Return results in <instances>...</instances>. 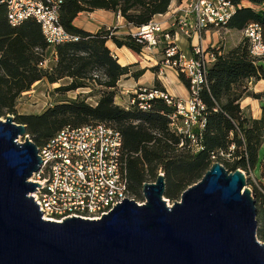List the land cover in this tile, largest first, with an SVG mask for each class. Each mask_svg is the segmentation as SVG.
Instances as JSON below:
<instances>
[{
    "label": "trees",
    "instance_id": "trees-1",
    "mask_svg": "<svg viewBox=\"0 0 264 264\" xmlns=\"http://www.w3.org/2000/svg\"><path fill=\"white\" fill-rule=\"evenodd\" d=\"M236 10L221 29L245 31L258 23L264 36V0H231ZM248 1L251 5H245ZM172 0H63L60 23L75 39L51 45L40 23L29 18L13 26L7 19V6L0 2V117L15 115L16 122L26 124L30 138L40 147L65 126L105 123L117 129L123 138V162L128 178V191L143 199V186L165 174V196L174 199L197 183L213 163L220 162L230 171L250 172L264 144V91L255 92L252 84L264 80V58L254 57L248 37L235 46L209 48L216 58L208 68L207 84L200 91L205 104L204 128L196 130V138L177 134L171 128L170 116L176 108L166 99L155 97L150 107L138 103H116L121 78L131 73L134 65H122L107 45L113 40L142 52L147 46L134 34L117 35L114 28L90 32L78 27L74 20L81 12L106 9L123 16L135 26L152 23L154 17L168 11ZM163 50L167 44L163 46ZM56 56L48 68L43 63ZM139 70L132 73L139 77ZM190 88L189 79L179 74ZM58 84V93L67 94L82 88L92 91L76 98L56 102L40 114H19L17 105L24 92L38 81ZM166 89L156 82L154 87ZM68 96V95H67ZM136 96L134 93L130 97ZM97 97L96 103L88 99ZM261 100L263 114L256 119L246 115L242 100ZM258 237L264 242V189L255 185Z\"/></svg>",
    "mask_w": 264,
    "mask_h": 264
},
{
    "label": "water",
    "instance_id": "water-1",
    "mask_svg": "<svg viewBox=\"0 0 264 264\" xmlns=\"http://www.w3.org/2000/svg\"><path fill=\"white\" fill-rule=\"evenodd\" d=\"M42 164L27 125L0 117V264H264L242 169L213 163L172 205L159 174L144 184L142 204L125 198L100 219L57 222L32 196Z\"/></svg>",
    "mask_w": 264,
    "mask_h": 264
},
{
    "label": "built area",
    "instance_id": "built-area-1",
    "mask_svg": "<svg viewBox=\"0 0 264 264\" xmlns=\"http://www.w3.org/2000/svg\"><path fill=\"white\" fill-rule=\"evenodd\" d=\"M1 2L6 4L7 19L13 26L34 18L40 23L51 45L75 39L60 23L63 0ZM235 10L236 5L231 0H189L180 7L173 25L187 39L198 41L192 48V56L181 51L173 41L170 30L159 23L152 22L138 28L134 35L145 41L147 46H157L161 42L167 44L163 50V65L189 79L190 97L183 100L166 91L143 86L133 92L136 96L130 97L127 104L138 103L141 108L147 109L153 98L166 99L176 108L170 116L172 130L195 139L196 130L201 131L205 126V104L200 98V91L207 84L208 68L216 58L209 50L211 47L203 46L202 39L210 29L225 27ZM244 35L249 39L251 54L264 58L261 26L258 23L250 24ZM52 58L56 56L52 55L43 63L45 68L50 66ZM39 155L43 164L32 180L41 186L32 196L47 220L61 222L73 216L100 219L125 198L136 200L128 191L122 135L105 123L65 126L39 147ZM244 172L248 177V173Z\"/></svg>",
    "mask_w": 264,
    "mask_h": 264
},
{
    "label": "crops",
    "instance_id": "crops-1",
    "mask_svg": "<svg viewBox=\"0 0 264 264\" xmlns=\"http://www.w3.org/2000/svg\"><path fill=\"white\" fill-rule=\"evenodd\" d=\"M187 1L189 0H172L168 11L163 14L156 15L152 22L159 23L164 29L170 30L173 36V41L177 44L178 48L181 51L188 53V56H192V48L198 41L196 39H187L173 25L176 13L180 9V7ZM74 23L78 27L90 32H97L102 28H114L116 30L115 33L120 36L127 34H135L138 31V27L129 24L123 16L116 12L106 9H96L92 12H81L75 18ZM220 30L221 29H210L204 34L202 44L205 48L211 47L210 38L207 34L210 31L218 32ZM227 30L229 32L237 31L233 29ZM187 40L191 44V51L186 48L188 43ZM162 43L163 42L153 47L146 46L142 52L138 53L126 46H117L113 40H109L107 42V45L110 48L112 54L118 59V61L122 65H134L131 68V73L127 76H124L119 81L118 91L116 94V103H118L119 105H126L130 99L131 94L135 90L143 86L154 87L157 81H159L160 84L166 89V92L172 95L173 97L183 100H187L190 97V89L182 81L179 73L175 69L163 65L164 47ZM237 43L224 47H232L235 46ZM50 61L52 63H55V59L53 58ZM139 70H143L144 73L138 78L132 75V73H135ZM262 82H264V80L253 83L252 89H254L255 92H263L264 85H262ZM79 90H82L80 94H88L92 91L91 88H82ZM241 105L243 109L247 108V111H250V114L253 118H261L263 114V109L261 106L260 99L246 97L242 100ZM250 106H252L253 109H251Z\"/></svg>",
    "mask_w": 264,
    "mask_h": 264
},
{
    "label": "rangeland",
    "instance_id": "rangeland-1",
    "mask_svg": "<svg viewBox=\"0 0 264 264\" xmlns=\"http://www.w3.org/2000/svg\"><path fill=\"white\" fill-rule=\"evenodd\" d=\"M245 5H251L248 1L244 2ZM210 38V45L211 49L216 47H223L229 46L231 44L237 43L244 38L243 31H231L229 32L227 29H221L218 32L210 31L208 34ZM188 41V40H187ZM164 46L165 44L162 43ZM190 42L188 41L186 48L191 51ZM214 46V47H212ZM186 49V50H187ZM185 54H188L184 52ZM53 63L50 61L49 65L51 66ZM68 80H64L59 84H50L47 80H42L36 82L32 87L31 90L24 92L21 97L19 98L17 110L19 114H40L44 112L48 107L53 106L56 104L57 101L66 99V98H76L78 95H85L80 94L82 90L70 91L67 94L65 93H58L54 90L55 87H58L62 84H66ZM264 82H262V85ZM68 95V96H67ZM97 97H92L88 99V102L91 104H95ZM255 102V101H254ZM251 109L252 106H250ZM245 108L244 112L246 115L251 116L250 111ZM13 115V114H12ZM15 116V115H14ZM4 119L5 117H1ZM21 141H24V137L19 138ZM252 171L247 172V186L252 189L254 195V187L255 185L264 189V144L262 145L259 156L257 159L256 164L251 168ZM255 197V196H254ZM169 205H172L175 201L181 199V195L174 199H170L166 197ZM145 200L144 196L142 200H137L140 203H143Z\"/></svg>",
    "mask_w": 264,
    "mask_h": 264
}]
</instances>
